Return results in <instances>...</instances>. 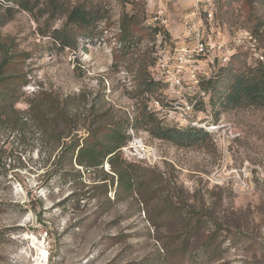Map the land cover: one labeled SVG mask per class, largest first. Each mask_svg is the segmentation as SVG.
<instances>
[{"label": "rangeland", "instance_id": "374dc122", "mask_svg": "<svg viewBox=\"0 0 264 264\" xmlns=\"http://www.w3.org/2000/svg\"><path fill=\"white\" fill-rule=\"evenodd\" d=\"M164 1L174 14L162 25L167 38L153 31L157 0H0V264H264V108L198 99L188 85L178 93L159 79L160 53L180 46L175 22L193 3ZM216 3L201 88L239 59L264 62V0ZM77 6L96 17L93 35L69 28L78 46L63 47L57 31ZM126 15L138 23L133 45L120 39ZM139 72L160 83L155 94L139 93ZM53 99L65 103L68 124L42 121L40 108L56 117ZM146 109L167 128H223L176 145L131 126ZM110 127L134 128L157 161L119 154L87 169L66 152Z\"/></svg>", "mask_w": 264, "mask_h": 264}, {"label": "trees", "instance_id": "16d2710c", "mask_svg": "<svg viewBox=\"0 0 264 264\" xmlns=\"http://www.w3.org/2000/svg\"><path fill=\"white\" fill-rule=\"evenodd\" d=\"M95 18L96 17L92 15L91 10L88 9L87 6L84 8L77 6L69 15L66 28L57 31L56 40H60L63 47L76 49L78 43L74 38L72 39L69 28L79 27L81 29L83 27L86 29L85 32H87L88 36L92 37V27ZM137 25L138 23H135L133 16L126 15L123 18L121 22L120 38L122 44L133 45L137 43L138 37L134 28V26ZM153 31H155L157 36L162 35L164 38L169 36V32L165 30L163 26H156L153 28ZM145 73L139 72V77L136 79V86L140 94L151 96L156 93L160 83L154 81ZM9 82L7 96L12 98L15 94L18 82L17 79ZM28 82L29 81L23 82L22 85ZM202 88L207 91L208 96H211L212 100L220 98L221 100H226L228 104L230 103L233 106L247 104L264 108V62L259 60L255 64H249L246 59H239L235 64L231 63L229 68H223L215 78L203 83ZM52 105V111L56 113V117L52 119L49 118L48 114H44L40 108L39 114L46 126L57 125V123L60 124V122L68 124L69 121L72 120L65 103L58 99H53ZM9 115L11 116V114ZM12 121L14 123L18 122L16 118ZM131 126L134 128L146 126V130H148L154 138L172 142L176 145L200 144L212 138L211 131L204 128H167L162 125L157 111L151 109L143 111L141 115L137 117V123ZM130 138L131 136L126 129L124 130V127H110L103 133H90L81 147L80 144L76 145V143L72 142L71 145L67 146L66 152L69 153L72 160L75 159L78 164L85 166L87 169L98 168L104 165L106 158H109L112 164V160L115 156L119 154L122 155L121 148L128 143ZM122 179L127 186L133 181L132 176L128 172L122 174Z\"/></svg>", "mask_w": 264, "mask_h": 264}, {"label": "built area", "instance_id": "2783aa9c", "mask_svg": "<svg viewBox=\"0 0 264 264\" xmlns=\"http://www.w3.org/2000/svg\"><path fill=\"white\" fill-rule=\"evenodd\" d=\"M156 13L152 17L154 23L160 26H169L171 16L164 0H157ZM216 0H193L192 11L181 14L184 29L180 36V46L175 49L173 54L160 53L156 64V70L160 74L159 79L169 85V88L180 93L188 85L190 89L196 90L198 99L208 96L207 91L200 87L203 81L200 75L198 61L200 57H214L216 44L208 32L214 30L217 19ZM197 101V100H196ZM155 104L159 106V101ZM192 106H187V114L192 111ZM196 128L207 130H220L223 127L215 121L212 123H191ZM131 136L127 144L121 148L124 159L138 163H152L157 161L158 155L150 149L144 142L143 137L139 136L134 128L129 129ZM239 134L227 133L223 131L224 137L235 138Z\"/></svg>", "mask_w": 264, "mask_h": 264}, {"label": "crops", "instance_id": "0c3cea01", "mask_svg": "<svg viewBox=\"0 0 264 264\" xmlns=\"http://www.w3.org/2000/svg\"><path fill=\"white\" fill-rule=\"evenodd\" d=\"M183 6V5H182ZM169 13L173 16L174 14H172V12L169 10ZM183 13H185V12H183ZM180 16H181V14H180ZM173 18H174V16H173ZM178 20V19H177ZM175 23H177L176 24V30H179V32L177 31V34H176V36L178 37L179 36V33L181 32V31H183L182 29H183V24L182 23H178L177 21L175 22Z\"/></svg>", "mask_w": 264, "mask_h": 264}]
</instances>
